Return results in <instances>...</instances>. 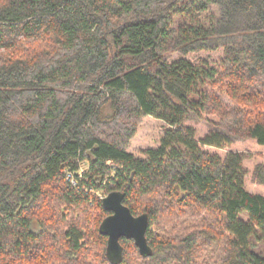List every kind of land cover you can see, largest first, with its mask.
I'll return each instance as SVG.
<instances>
[{
    "label": "trees",
    "instance_id": "obj_1",
    "mask_svg": "<svg viewBox=\"0 0 264 264\" xmlns=\"http://www.w3.org/2000/svg\"><path fill=\"white\" fill-rule=\"evenodd\" d=\"M144 117L166 127L135 157ZM246 140L264 147V0H0V264H264L244 156L205 150ZM93 191L147 216L149 256L120 238L107 258Z\"/></svg>",
    "mask_w": 264,
    "mask_h": 264
},
{
    "label": "rangeland",
    "instance_id": "obj_2",
    "mask_svg": "<svg viewBox=\"0 0 264 264\" xmlns=\"http://www.w3.org/2000/svg\"><path fill=\"white\" fill-rule=\"evenodd\" d=\"M225 105H230L229 101L224 97ZM186 126L195 129L196 139L199 140L208 131V127L204 122L197 121H187ZM165 124L152 117H144L140 120L137 125V129L134 137L131 139L128 145V152L135 157H141L142 151L146 149L157 148L160 139L163 135L165 129ZM205 150L211 154H216L221 158H224L230 152H237L244 156V167L246 169L245 187L253 194H259L264 196V186L260 185L254 179V169L258 164H264V147L258 145L254 140H246L242 142H237L225 150L209 149ZM112 169L115 166L108 163ZM88 169L87 161H82L80 163V169L78 174L81 175ZM92 197H96L98 200L105 198L107 195L104 192H92L90 193ZM241 218H246V215L241 216ZM257 248L264 252L263 245H257Z\"/></svg>",
    "mask_w": 264,
    "mask_h": 264
},
{
    "label": "water",
    "instance_id": "obj_3",
    "mask_svg": "<svg viewBox=\"0 0 264 264\" xmlns=\"http://www.w3.org/2000/svg\"><path fill=\"white\" fill-rule=\"evenodd\" d=\"M123 195L111 193L102 199L103 208L111 214L99 226V232L107 236V258L118 263L122 258L120 238L132 239L141 256L151 254L145 237L147 229V216L133 217L127 207L122 203Z\"/></svg>",
    "mask_w": 264,
    "mask_h": 264
},
{
    "label": "built area",
    "instance_id": "obj_4",
    "mask_svg": "<svg viewBox=\"0 0 264 264\" xmlns=\"http://www.w3.org/2000/svg\"><path fill=\"white\" fill-rule=\"evenodd\" d=\"M66 180H67L70 184L75 185V179H74V176H73L72 174H68Z\"/></svg>",
    "mask_w": 264,
    "mask_h": 264
}]
</instances>
